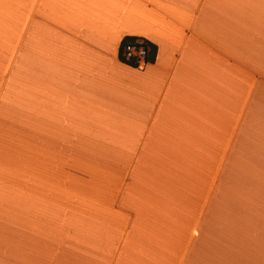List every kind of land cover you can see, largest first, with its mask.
<instances>
[{
	"label": "crops",
	"instance_id": "0c3cea01",
	"mask_svg": "<svg viewBox=\"0 0 264 264\" xmlns=\"http://www.w3.org/2000/svg\"><path fill=\"white\" fill-rule=\"evenodd\" d=\"M0 264H264V0H0Z\"/></svg>",
	"mask_w": 264,
	"mask_h": 264
},
{
	"label": "built area",
	"instance_id": "2783aa9c",
	"mask_svg": "<svg viewBox=\"0 0 264 264\" xmlns=\"http://www.w3.org/2000/svg\"><path fill=\"white\" fill-rule=\"evenodd\" d=\"M150 47L142 38L127 43L122 50V60L137 68H144L151 63L149 59Z\"/></svg>",
	"mask_w": 264,
	"mask_h": 264
},
{
	"label": "trees",
	"instance_id": "16d2710c",
	"mask_svg": "<svg viewBox=\"0 0 264 264\" xmlns=\"http://www.w3.org/2000/svg\"><path fill=\"white\" fill-rule=\"evenodd\" d=\"M135 39L137 38H126L121 45V49H120V58L122 60V50L123 47L129 43V42H133ZM145 42L148 44V46L150 47V54H149V59L151 62H154L156 59V54H157V47L151 43H149L148 41L145 40ZM123 61V60H122ZM124 62V61H123ZM131 65V64H130Z\"/></svg>",
	"mask_w": 264,
	"mask_h": 264
}]
</instances>
